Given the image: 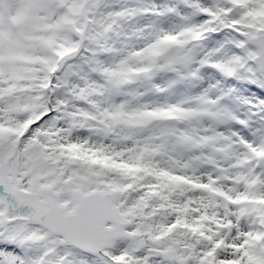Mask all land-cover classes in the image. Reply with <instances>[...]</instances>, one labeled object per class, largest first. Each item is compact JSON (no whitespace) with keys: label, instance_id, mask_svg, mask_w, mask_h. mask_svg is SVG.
<instances>
[{"label":"snow or ice","instance_id":"1","mask_svg":"<svg viewBox=\"0 0 264 264\" xmlns=\"http://www.w3.org/2000/svg\"><path fill=\"white\" fill-rule=\"evenodd\" d=\"M0 264H264V0H0Z\"/></svg>","mask_w":264,"mask_h":264}]
</instances>
